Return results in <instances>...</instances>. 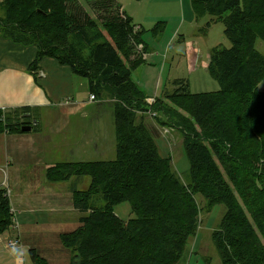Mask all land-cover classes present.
<instances>
[{"label": "trees", "instance_id": "16d2710c", "mask_svg": "<svg viewBox=\"0 0 264 264\" xmlns=\"http://www.w3.org/2000/svg\"><path fill=\"white\" fill-rule=\"evenodd\" d=\"M83 1L97 20L80 0H3L0 17L4 39L38 47L32 69L50 57L85 78L97 101L114 100L116 159L58 163L45 174L52 183L90 178L87 191L73 193L74 208L87 216L60 237L70 264L179 263L199 228L196 195L226 207L212 238L222 264H264L257 240L264 239V137L258 135L264 133V55L256 49L258 39L264 41V0H193L197 19L222 23L231 43L210 54L208 73L220 90L193 94L188 80L177 79L153 104L133 80L146 64L137 51L139 45L146 51L143 32H134L133 19L116 0ZM150 113L171 118L182 133L189 186L139 117ZM10 118L3 120L0 111V133H22L30 125L15 126ZM96 197L103 208L95 206ZM122 202L136 216L128 224L115 216ZM14 226L9 192L0 189V236ZM29 253L33 264H48L36 250Z\"/></svg>", "mask_w": 264, "mask_h": 264}, {"label": "crops", "instance_id": "0c3cea01", "mask_svg": "<svg viewBox=\"0 0 264 264\" xmlns=\"http://www.w3.org/2000/svg\"><path fill=\"white\" fill-rule=\"evenodd\" d=\"M2 1L0 0V6ZM116 1L119 4H124L121 5L122 9L124 8V12L133 19L134 32H143L142 41L147 46L146 64L141 67L145 70L144 77L142 78L139 67L135 72L139 71L141 78L137 83L133 74V80L144 88L141 87L145 90L148 99L158 97L155 76L159 70L164 71L168 57L175 58L170 51L178 49L176 43L181 44L188 41L187 45L192 48L189 54L191 53L190 56H193L196 64L192 71L197 69L199 64L198 53L201 49L200 36L204 41V37L215 23L211 21L212 19L209 20L203 28V32L200 29L201 34L191 41L184 27L185 24H188L191 29V26L198 23L193 9V0H149V10L155 12L154 18H145L149 25L143 21L138 22L139 24L135 23L136 12L126 10L130 0ZM143 1L141 0L140 3ZM174 20H177L178 23L174 37L168 38V44L164 46L161 52L151 50L149 44L144 40V36L152 34L151 31L155 37L163 34L169 23L172 24ZM206 20L207 18L203 21ZM208 24H211L209 28H207ZM157 25L159 27L156 30ZM197 26L199 27V25ZM163 37V42L168 40L166 34ZM213 49L210 50L208 59L204 62L207 71ZM37 55L38 47L36 45L15 44L0 35V109L6 108L8 110L7 116L11 117V124L17 126L19 123L30 122L29 126L32 127L30 132L0 133V189H6L9 192L13 212H16L14 227L18 231V240L22 247L51 246L49 236H55L61 245V235L72 233L78 229L81 226L80 219L87 216L73 206V193L81 191L77 189L79 178L75 177L67 182L52 183L47 180L45 175L44 180L41 179L40 172L43 170L46 174L49 168L65 162L66 158L70 156L81 158V161L78 162H92L93 160L89 161L90 159L85 158H88L89 155L93 156V154H97L98 151L105 150L107 147L112 149L114 146L113 135L107 136L106 132H101L97 126L98 118L89 126L82 124V119H85V122L89 119L87 109L92 102L90 99L88 101L77 100L83 87L81 81L77 79L78 76L74 75L69 66L62 65L50 57L43 58L37 69H32L31 66ZM154 60H157L158 65L157 63H150ZM173 80H168V84ZM104 100L105 102L108 101V99ZM148 117L151 122L147 120ZM148 117H146V125L156 136L155 142L160 155L163 158H171L173 162L174 159L171 154L166 156L161 154L162 149L166 150V146L164 144L161 147L158 145L164 141L168 148L171 147L169 146L168 129L158 130L157 125L159 124L156 123V125L154 121L156 119L151 118L150 115ZM73 122L77 123L74 129L78 132L79 139L71 144L70 142L73 140L71 125ZM52 138L55 139L51 145L50 140ZM58 138L59 141H57ZM171 152H174L172 148ZM56 153L62 154L63 161L57 162L51 158H54ZM15 203L19 209L15 208ZM68 205L70 210L67 209ZM50 211L54 215H50ZM76 213L79 215V219L77 220L78 223L74 225L71 217L75 216ZM72 225L74 226L72 227ZM64 252L66 250H62L63 257H60L56 251H37L49 264H70L71 254ZM61 258H64V261H61ZM21 260L23 262V259Z\"/></svg>", "mask_w": 264, "mask_h": 264}, {"label": "rangeland", "instance_id": "374dc122", "mask_svg": "<svg viewBox=\"0 0 264 264\" xmlns=\"http://www.w3.org/2000/svg\"><path fill=\"white\" fill-rule=\"evenodd\" d=\"M80 1L84 5L87 14H89L94 20H97L96 13L93 10H91L88 7V5L84 3L83 0ZM140 1L141 0H130V4L128 5V8L126 10L127 11L133 10L136 12V18H135L136 24H139L138 22L143 21L146 25H149L148 22H146L145 18H149V17L154 18L155 12L149 10L150 7L149 0H144L141 3ZM120 5H124V4H120ZM1 9L2 7L0 6V17L4 16L3 9L2 10ZM205 18H207V20L203 21ZM205 18L196 20V22L198 23L196 22L195 23L199 25V27L195 24L191 26L190 29V26L188 24H185L186 26L184 27V29H186V31L188 32L191 41H193L197 37V35H200L201 31L203 32V28H205L206 24L208 23L209 20H211L212 17L207 16ZM98 23L101 22L98 21ZM176 23L177 20H174L172 24L170 22L165 32H163V34H160L157 37H155L152 31H151L152 34H146L144 36V40H146V42L149 44L151 50H156L158 52H161L163 50L164 46L168 44L169 41L168 38L174 37L175 33L177 32L178 23L177 24ZM165 34L168 40L163 42L164 39L163 36ZM204 39L205 40L203 41V38L200 36L201 49L199 50L200 52L198 53L199 64L195 71H192V69L196 64L194 63L193 56H190L191 53L189 54V51L192 48L191 46L187 45L188 41L183 42L181 44L176 43L178 49L170 51V53L175 58L172 59L171 57H168L164 71L159 70L158 74L155 76V82H156L155 86L156 89L158 90L157 93L158 98H163V92L165 91V87H167V89L172 92L173 86L171 83L177 79H184V78L189 81L190 90L193 94L217 92L220 90L219 84L215 80H213L212 77H210L207 69L204 67V62L207 61L208 55L212 48L215 47H222L223 49L229 48L231 47V43L224 34V25L222 23L214 24L210 29V31L207 33V35L204 37ZM256 49L261 54L264 55V41L258 39L256 44ZM150 63L151 64L157 63V60L150 61ZM141 67H140L141 70L140 72L142 73V78H143L145 70L144 68ZM140 72L137 71L134 73V79L137 81V83L141 78V75H139ZM77 79L80 80L81 83L83 84L82 92L80 95H78L77 100L88 101L91 96V93L88 88V82L85 78L79 76L77 77ZM170 79H174V80L170 81V83L168 84V80ZM140 87L142 86L140 85ZM259 91L264 93V82H262L259 85ZM148 95L152 96L153 94H148ZM105 99H108V101L105 102L104 99H102V101L98 99V101L101 102L91 101L92 104L87 109V114H88L87 116H89V119L86 120L87 122H85V119H82V124L83 125L86 124L89 126L90 124H92V122L96 120V118H98L97 126L100 128V131L106 132L107 136L113 135L114 146L112 149H109V147H107L105 148V150H100L98 151L97 154H93V156L89 155L87 156L88 158H85V159H90L89 161L93 160V162L98 160L116 159L115 125H114V116H113L114 100L109 98H105ZM150 100L152 102V99ZM159 116H160L159 120H154L155 124L156 123L159 124V125L156 124L159 127L158 130L164 128L168 129V139H170L169 146H171L168 148V145L164 141H161L158 145L160 147L162 144L166 146V150L162 149L161 154L163 156H166L168 154L172 155V158L174 159L172 162L174 172L177 173V175L180 177V179L186 186H189L191 184V179L189 177V161L183 148V142H181L183 140L182 133L178 129L174 128L171 122V118L167 116H163L161 114H159ZM139 117L141 118V120L143 119L144 120L143 122L146 124V117H148V115H146V117L145 115L142 116L140 115ZM147 120L150 121V118ZM75 125H77V123L75 122H73L71 125V130L73 132L72 135L73 140L70 142L71 144L75 143V141L79 139L78 132L74 129ZM258 135L264 137V133H259ZM54 139L55 138H52L50 140L51 145ZM57 141H59V138L57 139ZM171 148L172 150H174L173 153L171 152ZM51 151H52V147H51ZM51 158L57 162H61L64 159L62 154H58V153L55 154L54 158L53 157ZM78 161H81V158H78V156H70L66 158L65 162L67 163V162H78ZM260 164L263 165L264 161L261 162ZM44 175L45 173L42 170V172H40V178L43 180H44ZM79 179L80 181L77 184L78 186L77 189L82 191H87L90 186V178L84 176ZM65 186H69V185H65ZM257 187L259 191L263 190L262 185L258 184ZM196 199L199 203L201 210L199 228L196 235L193 238H191V240H189V244L187 246V253L185 256H183L184 258L179 262V264H222L219 252L212 238H213V233L217 231L220 227L219 224H221V221L226 213V207L224 205H217V207L211 206L210 203L205 199H203L202 196L200 195H196ZM94 204L98 208H103L105 206V202L100 197H96V199L94 200ZM14 206L16 209H19V206L16 203L14 204ZM67 209L69 210L71 209L69 205ZM114 212L116 214L115 216H117L124 224H128L132 219L136 217L132 211V207L129 202H122L117 204L114 207ZM13 213L15 216L16 212ZM50 215H54V214L51 213L50 211ZM71 218H73L72 221L74 225L78 223L77 220L79 219V215H77V213L75 216ZM74 225H72V227ZM49 237H50L51 246L22 247L19 244V240H18L19 234L17 229H15V227L11 228L10 232L4 233V235L0 236V264H33L29 253L31 249H35L38 252L39 251L47 252L49 250L56 251L57 255H59L60 257H63L62 250H66V252H64L65 254L70 253L67 248L60 245L59 241L56 240L55 236H49ZM257 240L261 245L264 246L263 237H260V235H258ZM10 241L18 242V246L16 250H12L9 247ZM21 259H23L22 263L20 262ZM61 261H64V258H61Z\"/></svg>", "mask_w": 264, "mask_h": 264}, {"label": "built area", "instance_id": "2783aa9c", "mask_svg": "<svg viewBox=\"0 0 264 264\" xmlns=\"http://www.w3.org/2000/svg\"><path fill=\"white\" fill-rule=\"evenodd\" d=\"M138 51H139V54L142 55V57L145 59L146 58V51L144 49V46L143 45H139L137 47ZM90 101H96L95 99V96L91 95L90 96ZM150 104H153L154 103V99H152V102L151 100L148 101ZM1 113H2V119L5 120L6 119V116L8 114V110L6 108H2L0 109ZM151 118L155 119L156 118V114L155 113H150L149 114ZM20 244V243H19ZM17 246H18V242H15V241H10L9 243V247L12 249V250H16L17 249ZM20 262L22 263V260H20Z\"/></svg>", "mask_w": 264, "mask_h": 264}, {"label": "water", "instance_id": "95a60500", "mask_svg": "<svg viewBox=\"0 0 264 264\" xmlns=\"http://www.w3.org/2000/svg\"><path fill=\"white\" fill-rule=\"evenodd\" d=\"M32 130V127L29 125H25L22 127L23 132H30Z\"/></svg>", "mask_w": 264, "mask_h": 264}]
</instances>
